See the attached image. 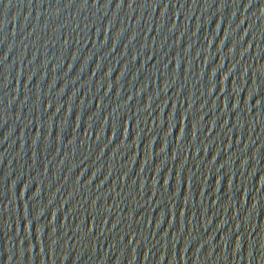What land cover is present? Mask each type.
Here are the masks:
<instances>
[{
	"label": "water",
	"instance_id": "water-1",
	"mask_svg": "<svg viewBox=\"0 0 264 264\" xmlns=\"http://www.w3.org/2000/svg\"><path fill=\"white\" fill-rule=\"evenodd\" d=\"M0 264H264V0H0Z\"/></svg>",
	"mask_w": 264,
	"mask_h": 264
}]
</instances>
